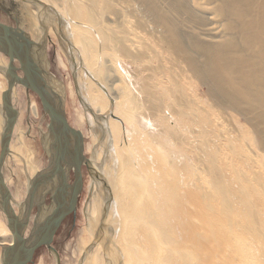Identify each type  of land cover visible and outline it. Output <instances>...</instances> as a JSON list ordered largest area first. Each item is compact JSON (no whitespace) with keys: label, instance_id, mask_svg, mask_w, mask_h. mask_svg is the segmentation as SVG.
<instances>
[{"label":"bare ground","instance_id":"bare-ground-1","mask_svg":"<svg viewBox=\"0 0 264 264\" xmlns=\"http://www.w3.org/2000/svg\"><path fill=\"white\" fill-rule=\"evenodd\" d=\"M37 1L39 6H20L19 27L33 41L40 40L44 34V28L37 26L41 7L52 10L57 18L69 20L71 31L68 33L63 26L58 38L68 58H73L79 92L91 112L87 117L79 116L77 123L94 124V118L98 121L104 114L119 120L129 107L142 110L141 94H145L150 112L146 119L159 117L176 152L181 158L192 156L202 172H207L211 185L205 195L210 204L204 207L189 183L175 180L176 171L171 174L167 195L163 183L161 199L151 203L154 190L149 182L157 176V165L148 152L150 140L135 128L137 134L133 132L132 120L123 123V129L109 121L100 130L110 142L126 146L123 149H137L144 144L136 163L145 180L130 179L137 173L128 156L119 164L117 182L112 170L106 172L105 182L109 180L112 185V207L118 221L110 231V243L107 235L98 234V239L107 242L106 255L111 258L117 254L120 264L135 260L140 250V260L150 264H158L157 258L164 261L161 264H244L243 258L246 264H264V161L263 168L255 161L259 153L264 154V0ZM70 44L75 46L68 53ZM0 54V68L7 78L10 61ZM124 57L148 72L142 84L131 80L128 73L122 76L117 59ZM35 66L38 71L42 68L39 59ZM42 79L57 88L53 80L45 76ZM202 93L214 109L223 111L222 117L189 99L188 94ZM135 94L140 95L137 98ZM163 94H174L179 100L168 103ZM111 106L112 110L115 106L113 113ZM32 112L38 109L34 107ZM169 114L172 127L167 122ZM222 118L225 121L218 122ZM151 119L150 126L155 122ZM2 136L0 133V140ZM45 136V148L52 155L56 140L50 134ZM71 142L76 144L73 139ZM176 163L172 162L174 170ZM24 166L28 185H33L44 169L39 170L32 160ZM127 190L130 199L125 203L122 197ZM1 194L0 264L2 246L13 243L10 215L1 207L8 196ZM137 208L144 214V221L123 230V213H133ZM191 211L201 222L189 221ZM51 212L55 210L51 208ZM92 248L86 252L85 264H102L98 249Z\"/></svg>","mask_w":264,"mask_h":264},{"label":"rangeland","instance_id":"rangeland-1","mask_svg":"<svg viewBox=\"0 0 264 264\" xmlns=\"http://www.w3.org/2000/svg\"><path fill=\"white\" fill-rule=\"evenodd\" d=\"M30 4L33 5L30 0H0V22L13 27H16L17 25L20 26V6H29ZM40 10L39 11L43 14V17L40 18L41 13L39 12L37 26L40 29L41 27H46L47 30L41 36V41L34 40L35 42L41 44L42 48L37 49L36 47H34L32 49V57L35 60L39 59L41 61L42 68H44L54 78L52 79L57 84L58 88L60 85L64 87V90L66 92L65 112L67 120L70 126L80 131L83 135L85 144L84 154L90 161V169H88L86 166H83V187L79 202L76 206L77 216L75 220L68 218L64 221L63 229L58 234L56 241L52 244L57 254H55L51 250H48L47 248L40 249L36 253L31 264H85V258H87L86 254L91 251V247H93L94 249H98V254L101 258L102 264H120V258H118L117 254L115 256H111L110 258L104 252V246L106 245V243L111 242L109 240L111 235L110 231L112 230L113 225L117 224L118 222L115 208L112 207V204L114 202V197L112 196L113 193L111 192L112 185H110L111 183H109V180L105 182V174L107 171L110 172L112 170L114 174H116V176L114 175L115 179L112 176V180L114 179V182H117V175H119L118 173L120 168L119 164L120 162H122V159H127L126 156H128V159L130 158L133 161V166L135 167V171L137 173V176L130 175V179H132V181H138V179L139 182L144 181L145 179L139 165L137 167V163H139L138 159L140 158L139 152L141 151V146L143 147L144 144L138 145L139 148L137 149L132 148L134 151H137H133L134 153H131L132 149H123L126 146H123L121 144L117 145V142L114 141L110 142L108 136L103 135L100 129H104L109 121H111V123H116L120 127V129H123L126 121L132 120L133 124H130V127L133 129V132L137 134L136 131H138L139 133L144 134V137L150 140V150H148V152L152 154L157 165L156 167L160 169V173H156V171H158L156 168L155 174H157V176L152 177L153 179H155L154 181L153 179H151L153 183L151 181L149 182L150 186H152L154 190V197H156V199H154V197H152L151 195V198H153L149 199L152 200V202L150 201L151 203L155 202L154 200L158 202L157 200L161 199L163 183V189H165V195H167V191L169 190L172 183L173 175L177 171L175 180L186 181L187 183H189V187L192 189V191L199 196L200 203L204 207H208L210 203L205 197L206 191L209 190L208 187L211 186L207 179L208 175L205 170L204 172H202L203 170L200 169L199 164L194 161V158L192 156L186 155L181 158L182 155L179 152H176L175 145H172L173 142L171 141V136L164 131V125L161 124L162 122H158L159 117H157L158 120L157 118H150L152 121L151 123L155 121L154 123L157 124L155 125L153 123V125L151 124L150 126V123L148 122V120L150 119H146V115L148 116L150 112H148L147 110L149 104L146 98L144 101L143 95L146 96L145 94H141L143 98L142 101L144 103L143 107L141 108L143 111L131 109L132 107H129L126 114L124 113V115H122L121 117L119 116V120L109 116L108 114H104V116L106 117L105 121H103L102 119H98V121H96L94 118V124H89L87 121H85L83 124H78L77 119L80 118L79 116L87 117L89 111L83 104L84 101H82V95H80L79 92L78 79L76 73L74 72V66L72 63L73 58L72 61L68 58L66 53L67 50H64L65 48L62 47L61 42H59L60 38H58V32L61 29L64 30V27L68 29V33L69 31H71V26L69 24L70 22L68 19L64 18H61V21V19H58L57 16L51 11H45L43 8H40ZM15 19H18V22H16ZM28 37L30 38V35H28ZM74 46V44L73 46L72 44H70V50H68V53L71 51V49H74ZM1 56L2 55L0 54V57ZM117 62L120 68V73L124 78L128 73L129 75H131V80H133L134 82L136 81L137 83L140 81V84H142L141 80L143 78H148V72H145L142 69V66L130 62L127 58H118ZM6 80L7 78L4 76V73L0 68L1 105L2 95L5 91H7L8 88V83ZM200 90H203V88H200ZM139 95L140 94H135L137 98ZM163 95L167 98L168 103H172L174 99L176 101L179 100L174 94ZM188 96L190 100L201 103L202 106L210 109L211 112L214 111L217 116L219 115L218 118L223 116L224 113H221L222 110L218 111L217 109H214L213 106L210 105V102L204 93L188 94ZM12 104L16 110V113L18 114V120L10 143L9 154L4 161L2 175L5 186L4 192L8 196L7 200L10 204L11 209H13L12 212L14 211L13 213L17 217V221H20V218L24 215V206L32 188V185H28L29 181L25 173L26 170L24 162L32 160L33 164L37 166L39 170L46 168L48 164V152L44 145V136L49 133V117L44 112L38 96L33 92H29V90L22 85H17L14 88L12 94ZM111 104L112 102L110 100V105ZM34 107L38 109V112L33 114L32 109ZM113 110L115 111V106H113ZM113 110L111 106L110 111L112 113ZM144 111H147L146 114H144ZM167 116L169 119L167 122L170 125V121L172 120V118L170 114ZM5 119L6 118L1 106V134H3L4 132V121H6ZM223 121L225 120H223L222 118L218 122ZM236 122L241 123L243 126H245V124H243L241 120L236 119ZM160 124L162 125V127ZM172 126L173 125L171 124V127ZM245 127L247 128V126ZM134 128L136 129V131L134 130ZM21 139H23L24 141H22ZM21 141L23 142V144H21ZM121 149H123V151ZM136 155L139 156L136 157ZM263 155V153H259L257 158H254L255 161L258 160V164L260 167L262 166V162L264 161V159H262L264 158ZM135 159L138 161H136ZM123 162H125V160ZM172 162H177L176 164L178 165V167H176V170H174ZM128 166H125V168L127 169ZM30 167L34 168L31 164ZM122 173L123 178L127 179L128 175L126 174V172L124 173V171H122ZM172 173L173 175H171ZM198 178L201 179L199 182L194 181ZM160 180L161 184H159ZM114 186L116 185L114 184ZM146 196L149 198L148 195ZM122 198L123 202L125 203L130 199L129 190L125 192ZM1 207L3 208L2 204ZM137 209L134 210V212L136 213H128L126 211L123 213L122 225L125 224L122 227L124 228L123 230H127L130 227H136L139 222L142 223L144 221L142 217L144 214L138 209L140 211L139 212ZM0 211L2 210L0 209ZM188 218L190 222H201L198 220V216L194 211L190 212ZM129 223L133 225H129ZM99 233L107 235V242L103 239L97 238L99 236ZM96 240H98L99 242H103L99 243L97 241V243H95ZM93 248L92 251L94 250ZM141 253L142 252L140 250V254L136 256V259H131L130 262L126 264H136L137 261H139L137 262V264H145L147 260H140V258L142 259ZM155 260L158 264H161L160 262H164L161 258H157ZM243 263L246 264L245 258H243ZM146 264H150L149 261Z\"/></svg>","mask_w":264,"mask_h":264},{"label":"water","instance_id":"water-1","mask_svg":"<svg viewBox=\"0 0 264 264\" xmlns=\"http://www.w3.org/2000/svg\"><path fill=\"white\" fill-rule=\"evenodd\" d=\"M30 1L33 5H40L37 0ZM41 8L54 13L49 8ZM15 21L18 22V19H15ZM46 30V27H44V32ZM34 47L39 49L41 44L32 41L18 25L13 27L0 22V52L4 53L10 61L7 75L8 88L2 95V110L6 121L1 140L0 192H3L4 195L5 186L2 168L10 151V143L17 118L16 110L12 104V94L17 85L24 86L38 96L44 112L49 117L48 134L54 136L57 143L56 151L52 155L49 154L52 159H50L48 166L35 177L26 200L25 214L20 218V221H17V217L14 216V211L12 212L13 209H11L7 198H5V203L2 204L3 209L10 215L9 229L13 235V243L10 246H2V264H31L36 252L42 247H47L48 250L57 254L52 247L54 234L66 217L76 209L78 197L83 187L82 166L90 169V161L84 154L83 135L80 131L70 126L67 120L64 87L60 85L59 88H54L44 82L42 77L45 76L51 79L53 77L44 68H40L38 71L35 66V59L32 57V49ZM15 60L20 63V70L24 77L18 76L16 73L18 68L14 64ZM83 104L90 112L87 104ZM101 119L105 121L106 117L101 116ZM71 139L75 140L76 144L73 145ZM65 164L74 169V182L68 186L62 200L58 202L56 211L47 216L48 213L45 210H41L31 232L27 234L31 221L32 207L35 204L42 206L44 202V187L55 175L53 169ZM43 209L47 208L43 207Z\"/></svg>","mask_w":264,"mask_h":264},{"label":"flooded vegetation","instance_id":"flooded-vegetation-1","mask_svg":"<svg viewBox=\"0 0 264 264\" xmlns=\"http://www.w3.org/2000/svg\"><path fill=\"white\" fill-rule=\"evenodd\" d=\"M14 64L18 68L17 72H16L18 74V76L24 77V74L20 70V63L17 60H15ZM29 92H31V91L29 90ZM50 159H52V157L50 155H48L47 156V162L48 163L50 162ZM47 166H48V164H47ZM82 170H83V166H82ZM53 171H54L55 175L48 181V183H46V186L44 187V202H43L42 206L39 204L38 205L35 204L32 207L31 217H30L31 221H30V224L28 226L27 234H29L31 232V230L34 226V223L36 221V218L39 217L41 210H45L46 213H48L47 216L49 214L53 213V212H51V208L56 211V206H58V202L60 200H62V197L65 195V192L68 189V186L74 182V179H75L74 169H72L71 167H68L67 164L62 165V166H57L55 169H53ZM79 198H80V195L78 197V202H79ZM43 207L47 208V209H43ZM76 216H77V210L75 209V211L70 213L66 217L65 220H67L68 218L75 220ZM64 221L62 222V224L58 228V230L55 232L52 244L56 241L58 234L63 229ZM43 248H47V247H42L40 249H43Z\"/></svg>","mask_w":264,"mask_h":264}]
</instances>
